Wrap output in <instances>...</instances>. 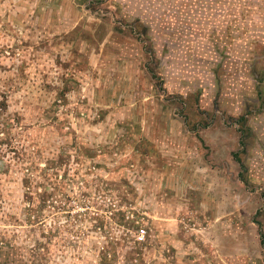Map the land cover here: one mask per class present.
Wrapping results in <instances>:
<instances>
[{
	"label": "rangeland",
	"instance_id": "rangeland-1",
	"mask_svg": "<svg viewBox=\"0 0 264 264\" xmlns=\"http://www.w3.org/2000/svg\"><path fill=\"white\" fill-rule=\"evenodd\" d=\"M263 239L264 0H0V264Z\"/></svg>",
	"mask_w": 264,
	"mask_h": 264
},
{
	"label": "built area",
	"instance_id": "built-area-1",
	"mask_svg": "<svg viewBox=\"0 0 264 264\" xmlns=\"http://www.w3.org/2000/svg\"><path fill=\"white\" fill-rule=\"evenodd\" d=\"M144 233H145V230H144V229L141 230L140 233H139V237H140V238L144 237Z\"/></svg>",
	"mask_w": 264,
	"mask_h": 264
},
{
	"label": "trees",
	"instance_id": "trees-1",
	"mask_svg": "<svg viewBox=\"0 0 264 264\" xmlns=\"http://www.w3.org/2000/svg\"><path fill=\"white\" fill-rule=\"evenodd\" d=\"M263 242H264V239H263ZM3 245H4V243H3L1 246H3ZM9 254H10V253L7 252V256H8Z\"/></svg>",
	"mask_w": 264,
	"mask_h": 264
}]
</instances>
